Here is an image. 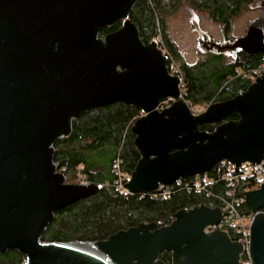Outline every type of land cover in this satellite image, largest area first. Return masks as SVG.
<instances>
[{
  "label": "water",
  "instance_id": "1",
  "mask_svg": "<svg viewBox=\"0 0 264 264\" xmlns=\"http://www.w3.org/2000/svg\"><path fill=\"white\" fill-rule=\"evenodd\" d=\"M136 1L0 0V255L18 252L25 264H244L241 243L219 229L206 232L222 221L219 206L179 210L168 226L141 223L91 243L100 256L75 246L89 242L41 241L56 213L100 189L67 184L53 162L54 143L87 111L122 102L145 114L132 126L142 158L124 185L130 194L204 176L224 161L236 172L264 161V75L244 94L194 115L183 79L170 73L157 42L142 43L129 19ZM120 20L121 29L100 37ZM229 43L228 50L264 55V8ZM165 99L174 103L159 111ZM233 114L240 120L227 121ZM208 125L217 128L200 130ZM245 196L255 214L251 258L264 264V183Z\"/></svg>",
  "mask_w": 264,
  "mask_h": 264
},
{
  "label": "trees",
  "instance_id": "2",
  "mask_svg": "<svg viewBox=\"0 0 264 264\" xmlns=\"http://www.w3.org/2000/svg\"><path fill=\"white\" fill-rule=\"evenodd\" d=\"M255 0H137L129 14L136 25L140 40L151 45L161 36L170 52L174 51L165 34V14H171L183 4H190L196 10L208 14L214 22L229 28L231 19L240 15L244 8ZM120 20L104 28L101 38L122 28ZM264 63L263 54L248 55L240 52L231 62L223 55H210L209 59L194 66L183 65V99L190 106L204 103H221L238 96L240 90L246 91L250 83L245 74ZM169 70L170 64L167 62ZM143 115L139 106L118 102L100 109H93L73 118L72 132L54 143V164L63 171L67 182L76 181L80 167L98 192L56 213L51 227L41 238L45 243L89 242L106 240L109 236L141 223H157L168 226L179 210L191 209L200 205L215 207L217 201L205 193L194 190L195 183L206 179H217L226 168L217 165L210 173L196 178L181 180L168 186L169 196L164 198L156 191L138 194H123L113 186L117 176L115 163L119 159L122 171L130 177L141 160V152L135 145L132 126ZM238 114L231 115L227 121H239ZM217 126H203L200 130L213 133ZM256 187L253 180H245L240 185V195ZM214 192L225 191L223 182L210 187ZM245 214H251L246 199L240 205ZM236 239V237H233ZM160 258L171 262V254L163 252ZM23 257L18 252H8L0 259V264H21ZM245 260L244 258L242 259Z\"/></svg>",
  "mask_w": 264,
  "mask_h": 264
},
{
  "label": "built area",
  "instance_id": "3",
  "mask_svg": "<svg viewBox=\"0 0 264 264\" xmlns=\"http://www.w3.org/2000/svg\"><path fill=\"white\" fill-rule=\"evenodd\" d=\"M157 47L162 52L163 56L166 57L167 62L170 64L171 70L170 73L174 76H178L182 79L181 76V68L178 66L176 60L171 55L167 46L165 45L161 36L156 39ZM264 75V63L260 64L256 69L245 74V77L248 79L250 86H252L259 77ZM247 91V90H246ZM246 91L240 90L238 92V96L244 94ZM182 92H183V83H182ZM174 103L172 99H165L160 102L159 111H162L165 108L170 107ZM214 103H204L200 106H190L191 112L194 115H200L204 113L210 105ZM145 114L141 117H143ZM139 117V118H141ZM138 118V119H139ZM137 120V119H136ZM134 125V124H133ZM219 165V164H218ZM56 166V165H55ZM226 168V172L223 173L217 179H206L203 182L195 183L193 187L195 191L205 193L208 197L213 198L217 201V206L221 207L223 212V218L220 224L208 226L206 228L207 233H211L216 230H222L236 239H233L236 242H239L244 247V253L242 255V259L245 264H253V260L251 258V225L252 221L255 217V214L251 212V214H245L241 211L240 205L246 199L240 195V185L245 180H253L256 187L253 190L260 189L264 183V161L259 165L252 164H243L236 172L235 165H232L226 161L220 163V169ZM56 173L65 174L61 169L56 166ZM114 172L117 176L114 184L109 185L104 184V186L109 187L113 186L118 189L123 194H130L128 189L124 186L128 183L130 177H126L122 171L121 161L118 159L115 163ZM205 176V175H204ZM196 178V177H195ZM65 182H67V178L65 176ZM223 182L225 185V191L223 192H214L210 189L211 186L215 184H220ZM181 181L176 182L177 185L180 186ZM80 186H91L94 185L89 181L87 175L83 172V168L80 167L77 171L76 184ZM168 186L161 185L156 190V194L160 195L164 198L169 196V191L166 189ZM252 190V191H253ZM264 213V210L262 211ZM254 215V216H253ZM27 262L26 257H23L21 264H25Z\"/></svg>",
  "mask_w": 264,
  "mask_h": 264
},
{
  "label": "rangeland",
  "instance_id": "4",
  "mask_svg": "<svg viewBox=\"0 0 264 264\" xmlns=\"http://www.w3.org/2000/svg\"><path fill=\"white\" fill-rule=\"evenodd\" d=\"M168 0H163L167 3ZM264 4V0L262 2ZM262 12L261 5L248 4L240 15L231 19L229 28L214 22L206 13L200 12L190 4H183L171 14H165V34L168 42L174 48L170 52L178 66H194L197 63L209 59L210 55L218 53V50H209L200 40L196 25L206 34L207 40L212 43L224 45L226 41L234 43L237 39L247 34L249 26L259 17ZM124 24V21L122 22ZM168 48V47H167ZM169 50V49H168ZM226 61L233 55L228 51H221ZM72 184H76V181ZM3 255H0V259ZM245 264V263H244Z\"/></svg>",
  "mask_w": 264,
  "mask_h": 264
},
{
  "label": "flooded vegetation",
  "instance_id": "5",
  "mask_svg": "<svg viewBox=\"0 0 264 264\" xmlns=\"http://www.w3.org/2000/svg\"><path fill=\"white\" fill-rule=\"evenodd\" d=\"M261 8H262V10H263V8H264V4H261ZM210 41H208L207 39L206 40H204V41H202V43L201 44H203L204 46H207V49H209V50H216L217 48L215 47V48H209V43ZM230 43H229V41H226L225 42V44L224 45H222V46H224L225 48L224 49H217L218 50V53H216V54H213V55H222V53H219V52H221V51H228L229 53L231 52L233 55L230 57V59H228L226 62H231V61H234L237 57H238V55L240 54V52L241 51H235V50H228L226 47L229 45ZM6 255V254H5Z\"/></svg>",
  "mask_w": 264,
  "mask_h": 264
},
{
  "label": "bare ground",
  "instance_id": "6",
  "mask_svg": "<svg viewBox=\"0 0 264 264\" xmlns=\"http://www.w3.org/2000/svg\"><path fill=\"white\" fill-rule=\"evenodd\" d=\"M76 247L78 248H81L85 251H88V252H91V253H94V254H97V255H101L100 253H98L96 251V248L94 247L93 244L89 243V244H75Z\"/></svg>",
  "mask_w": 264,
  "mask_h": 264
}]
</instances>
